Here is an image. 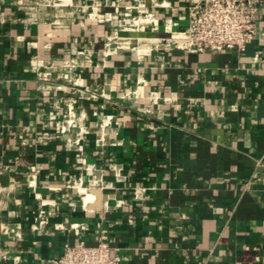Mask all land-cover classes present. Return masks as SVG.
<instances>
[{
    "label": "crops",
    "instance_id": "0c3cea01",
    "mask_svg": "<svg viewBox=\"0 0 264 264\" xmlns=\"http://www.w3.org/2000/svg\"><path fill=\"white\" fill-rule=\"evenodd\" d=\"M52 1L0 0V264L102 236L121 264H264V0L244 51L206 53L167 44L192 0ZM127 11L160 23L124 47Z\"/></svg>",
    "mask_w": 264,
    "mask_h": 264
},
{
    "label": "built area",
    "instance_id": "2783aa9c",
    "mask_svg": "<svg viewBox=\"0 0 264 264\" xmlns=\"http://www.w3.org/2000/svg\"><path fill=\"white\" fill-rule=\"evenodd\" d=\"M71 1L54 0L52 4H71ZM258 16V0H192L185 35L180 39L168 40L167 44L174 43L177 47L198 53L244 51L259 35ZM139 23L143 24V27L141 26L143 31L148 25L159 26V21L153 13L134 16L127 11L123 23L116 30L115 39L122 38L120 32L130 31L127 28L129 25L140 29ZM111 41L112 39H109L108 44ZM77 129L81 130L80 118L69 108L64 116L61 131L65 134ZM68 187L76 188L79 193H81L79 187L88 189L81 180L69 183ZM81 196L83 200L82 193ZM43 218L44 216L36 227L45 223ZM73 228L79 231V227ZM45 264H121V258L107 238L102 236L95 244L86 241L76 244L67 243L61 257L50 259Z\"/></svg>",
    "mask_w": 264,
    "mask_h": 264
},
{
    "label": "bare ground",
    "instance_id": "6f19581e",
    "mask_svg": "<svg viewBox=\"0 0 264 264\" xmlns=\"http://www.w3.org/2000/svg\"><path fill=\"white\" fill-rule=\"evenodd\" d=\"M139 22H142V21H139ZM139 25H140V29H136L135 27H130V29H129L130 35L125 37V38H121L120 40L117 39V42L124 47H128L132 43V41L136 40L139 37V31L142 30L143 24L139 23ZM79 191L83 195V201H84L85 207L89 210L93 209V207H95V206H98V203H100L99 201L102 199L101 192L98 189L92 188V189L88 190L86 188L79 187Z\"/></svg>",
    "mask_w": 264,
    "mask_h": 264
},
{
    "label": "rangeland",
    "instance_id": "374dc122",
    "mask_svg": "<svg viewBox=\"0 0 264 264\" xmlns=\"http://www.w3.org/2000/svg\"><path fill=\"white\" fill-rule=\"evenodd\" d=\"M127 28L130 29V25H129ZM135 28H136V27H135ZM129 34H130V31L126 32L124 37L129 36Z\"/></svg>",
    "mask_w": 264,
    "mask_h": 264
}]
</instances>
